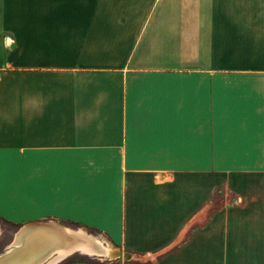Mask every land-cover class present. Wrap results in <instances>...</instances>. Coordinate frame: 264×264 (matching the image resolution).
Wrapping results in <instances>:
<instances>
[{"label": "crops", "instance_id": "obj_1", "mask_svg": "<svg viewBox=\"0 0 264 264\" xmlns=\"http://www.w3.org/2000/svg\"><path fill=\"white\" fill-rule=\"evenodd\" d=\"M0 172L110 264H264V0H0Z\"/></svg>", "mask_w": 264, "mask_h": 264}, {"label": "bare ground", "instance_id": "obj_2", "mask_svg": "<svg viewBox=\"0 0 264 264\" xmlns=\"http://www.w3.org/2000/svg\"><path fill=\"white\" fill-rule=\"evenodd\" d=\"M54 248L59 249L39 260L45 252ZM6 253L8 256L0 264H57L73 253L112 257L115 251L92 239L83 230L74 231L53 222H36L20 230Z\"/></svg>", "mask_w": 264, "mask_h": 264}, {"label": "rangeland", "instance_id": "obj_3", "mask_svg": "<svg viewBox=\"0 0 264 264\" xmlns=\"http://www.w3.org/2000/svg\"><path fill=\"white\" fill-rule=\"evenodd\" d=\"M12 177L13 175L11 176L9 175L8 177L7 174L0 172V255L4 254L11 248V246L13 245L15 241L17 234L20 232V230L23 227H25L26 225L32 224V223H36V222H31V223L24 225L16 221L9 220L4 215L1 214L2 212L4 213L12 212V214L13 213L15 214L16 212V206H15L16 189L2 186L4 185L2 181H5V180H7V182L10 185H13ZM89 236L92 239H97L104 246L111 248L112 251H115V252L117 251L113 249V247L109 244V242L105 238L97 236V235H93L90 233H89ZM116 259L117 257L115 256V254L112 257H98V256L91 257V256L84 255L81 253H73L72 255L66 257L64 260H62L61 262L57 264H68L73 261H92V262H96L99 264H110V263L115 262Z\"/></svg>", "mask_w": 264, "mask_h": 264}, {"label": "water", "instance_id": "obj_4", "mask_svg": "<svg viewBox=\"0 0 264 264\" xmlns=\"http://www.w3.org/2000/svg\"><path fill=\"white\" fill-rule=\"evenodd\" d=\"M21 249H22V247H21ZM58 249H59V248H54V249H51V250L45 252L39 260H42V259H44V258H47V256H49L52 252L57 251ZM7 254H8V253L2 255V257L0 258V261H1L3 258H6V257L8 256ZM115 256H116L117 258L120 257V255H119L118 253H116ZM39 260H38V261H39ZM25 263H26V262H25Z\"/></svg>", "mask_w": 264, "mask_h": 264}]
</instances>
